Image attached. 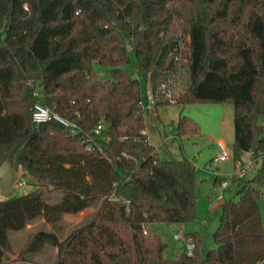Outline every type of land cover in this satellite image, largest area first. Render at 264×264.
I'll return each mask as SVG.
<instances>
[{
    "label": "trees",
    "instance_id": "1",
    "mask_svg": "<svg viewBox=\"0 0 264 264\" xmlns=\"http://www.w3.org/2000/svg\"><path fill=\"white\" fill-rule=\"evenodd\" d=\"M130 53L139 78L125 69ZM183 71L189 80L175 102L153 109L231 103L232 157L249 152L260 165L232 175L238 198L219 205L215 248L202 254V234L183 232L191 254L167 256L150 224L195 218L196 166L185 156L158 159L143 133L150 110L137 104L146 86L169 77L177 85ZM35 103L69 125H33ZM98 123L105 146L93 136ZM169 125L174 138L201 133L182 111ZM6 159L36 186L0 200V264H41L33 255L47 245L57 264L264 262V0H0V164ZM223 179L215 174V187ZM52 191L58 201H48ZM89 207L91 218L61 239L63 215ZM38 219L50 228L30 231L14 252L8 231Z\"/></svg>",
    "mask_w": 264,
    "mask_h": 264
},
{
    "label": "rangeland",
    "instance_id": "2",
    "mask_svg": "<svg viewBox=\"0 0 264 264\" xmlns=\"http://www.w3.org/2000/svg\"><path fill=\"white\" fill-rule=\"evenodd\" d=\"M131 64L126 66L131 76L139 78L137 76L134 66V60L132 53H130ZM95 70L100 77L107 79L108 72L104 67L95 65ZM188 74L186 71L181 73L177 85L175 86V92L178 94L188 83ZM141 87L143 88V80L140 79ZM161 110L160 114L159 111ZM189 115L194 121L201 126V133L196 135L175 137L171 132L169 123L175 121L178 118L180 112ZM161 115V121H153L151 118L159 117ZM233 107L231 103H195L194 105H186L182 108L175 105H166L158 110L151 109L148 115H145L144 125L148 135V142L154 145L157 152L158 159H179L183 156L190 159L196 166V213L195 218L191 221L181 224H167L161 222H154L150 224V227L155 230L164 241L168 243V247L165 250L167 256H173L176 253L182 252L185 249L186 243L184 240L175 239L174 234L183 232H200L203 236L201 253L205 254L207 251L215 248L216 243L213 241V232L218 227L219 215L221 213L220 203L224 200L233 199L238 197L236 191H234L233 183L229 184L228 188L215 187L214 178L215 174L223 177L231 174H236L237 165L236 161L232 157V138H233ZM263 124V121L260 120ZM102 130L95 132L94 139L101 146H105V142L108 139L107 129L102 124ZM165 127L167 134L164 142L160 140L159 129ZM224 143V149L227 153V159L220 161L218 168H214L208 163L211 157L219 154L222 151L219 141ZM167 142V144H166ZM241 163L244 165L243 173L248 176L254 175V172L259 167L260 162L256 165L250 160L249 155L243 153L240 156ZM236 165V166H235ZM16 167V165H13ZM24 181L23 185L12 186L10 195L24 194L34 189L36 184L35 180L29 174H23L19 178ZM263 194L257 200L258 207H260L261 220L264 226V187L261 188ZM4 192L1 188L0 182V196L3 197ZM50 199L48 201H58L61 197L60 192H50ZM96 207H89L75 214H64L61 220L62 228L58 233L61 239L71 231L72 227L79 226L82 223L88 221ZM50 228L48 223H43L42 219H38L30 225H27L25 229L8 231V237L10 241V247L14 252L20 249V246L26 240L30 231H36L37 229ZM57 248L51 245H47L41 252L35 253L33 258L41 264H57L56 258ZM12 254H7L6 259L9 261L13 259Z\"/></svg>",
    "mask_w": 264,
    "mask_h": 264
},
{
    "label": "built area",
    "instance_id": "3",
    "mask_svg": "<svg viewBox=\"0 0 264 264\" xmlns=\"http://www.w3.org/2000/svg\"><path fill=\"white\" fill-rule=\"evenodd\" d=\"M175 86L176 84L173 82V80L169 77L166 80L162 81L155 89L151 88V86H146L142 91L141 99L139 100L137 106L139 109H141L143 112L153 109L156 105L161 104V102H169L174 103L177 97V94L175 92ZM31 115H32V121L35 124L44 123V121L55 119L60 123H63L64 125H69V123L64 120L61 116H58L56 113L52 112L49 107H47L45 104L41 103H35L31 109H30ZM102 124L98 123L94 128V134L95 132H99L102 130ZM143 133H146V131H143ZM168 136V135H167ZM165 136V138L167 137ZM164 138V139H165ZM164 139L162 140L164 142ZM227 159V153L225 149L222 147V151L217 154L216 156H213V159L211 161V165L214 168L218 167V164L220 161ZM243 166H241L240 162H237V171L236 174L239 176L243 175ZM233 174H229L228 176H225V179H223L220 183V186L225 188L228 186V184L231 181V177ZM24 181L21 180L17 182L15 185H23ZM4 197L0 196V200ZM125 201V200H124ZM127 202V201H126ZM143 233L146 234V229L143 230ZM173 237L177 239L182 238L181 233H176L173 235ZM186 247L185 251L188 254H191L194 244L191 242H185ZM256 264H264V262H258Z\"/></svg>",
    "mask_w": 264,
    "mask_h": 264
},
{
    "label": "water",
    "instance_id": "4",
    "mask_svg": "<svg viewBox=\"0 0 264 264\" xmlns=\"http://www.w3.org/2000/svg\"><path fill=\"white\" fill-rule=\"evenodd\" d=\"M35 125V123H33ZM23 175V167L18 164L13 166L10 160L6 159L0 164V182L4 193H10L12 186L21 181L19 178Z\"/></svg>",
    "mask_w": 264,
    "mask_h": 264
},
{
    "label": "crops",
    "instance_id": "5",
    "mask_svg": "<svg viewBox=\"0 0 264 264\" xmlns=\"http://www.w3.org/2000/svg\"><path fill=\"white\" fill-rule=\"evenodd\" d=\"M160 112H161V110L159 111V114H160ZM153 121H155V122H157V121H161V122H163V120H161V115L159 116V117H152L151 118ZM176 121V120H175ZM158 130H159V137L161 138L160 140H162V138L164 139L165 138V136H166V134H167V131H166V128L165 127H163L162 128V130L161 129H159L158 128ZM145 131H146V129H145ZM165 133V134H164ZM146 134H147V131H146ZM147 138H148V135H147ZM219 141V144H220V147L222 148H224V143H223V141H221V140H218ZM166 144H167V142H166ZM246 155L248 154L249 155V157H250V153L249 152H247V153H245ZM214 156H216V155H214ZM212 159H213V157H211L210 158V160L208 161V163L210 164L211 163V161H212ZM250 160H252V157H250ZM237 162L238 161H236V165H237ZM240 162V164H241V166H243L244 167V165L241 163V160L239 161ZM252 162H254L253 160H252ZM211 165V164H210ZM235 165V166H236ZM218 168V167H217ZM228 188V187H227Z\"/></svg>",
    "mask_w": 264,
    "mask_h": 264
}]
</instances>
